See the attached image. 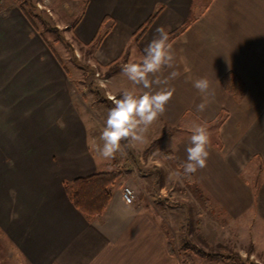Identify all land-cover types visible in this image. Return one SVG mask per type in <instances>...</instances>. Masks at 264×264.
Segmentation results:
<instances>
[{
  "label": "crops",
  "instance_id": "crops-1",
  "mask_svg": "<svg viewBox=\"0 0 264 264\" xmlns=\"http://www.w3.org/2000/svg\"><path fill=\"white\" fill-rule=\"evenodd\" d=\"M193 4L62 0L66 20H73L70 26L62 23L63 38L73 48L89 45L98 32L107 31L91 54L103 66L158 7L137 43L141 51L156 28L169 33L189 21L170 40L180 75L169 83L175 91L166 111L153 122L156 129L148 128L146 140L138 146L128 141L131 153L121 142L124 152L115 159L97 152L103 143L91 128H104L105 120L82 117L84 107L73 98L66 67L27 13L13 4L0 6V237L5 264H235L194 248L264 264V0H207L204 19L192 11ZM171 71L165 69L161 78ZM230 71L244 83L241 97L230 96L220 84ZM201 77L209 79L210 94L193 87ZM106 80L115 98L133 88L126 76L125 81ZM143 91L137 87V94ZM201 102L207 105L203 112L196 110ZM197 125L209 133V157L205 168L191 174L192 188L187 187L192 232L178 234L166 216L173 213L169 209L175 199L186 200L164 183L165 160L169 173L183 167ZM172 132L174 138L165 140ZM115 168L121 174L107 207L99 217L87 219L72 205L63 183ZM124 186L134 191L132 203L122 199ZM13 213L18 218L11 219Z\"/></svg>",
  "mask_w": 264,
  "mask_h": 264
},
{
  "label": "rangeland",
  "instance_id": "rangeland-1",
  "mask_svg": "<svg viewBox=\"0 0 264 264\" xmlns=\"http://www.w3.org/2000/svg\"><path fill=\"white\" fill-rule=\"evenodd\" d=\"M206 1L207 0H194L192 7V11H194L195 14L200 12L198 15H200L199 17L201 19H204L203 11ZM61 3L62 0H0V6L13 4L22 8L34 23L35 29L39 31L45 41H47L50 47L56 52L60 63L66 67L70 76L73 98L78 105L84 107V112L86 113L82 111V117L105 120L106 122L108 110L114 106L109 100L107 101L106 97L111 99L112 102V98L115 97L109 95V92L113 91L114 87L106 80V66L115 62L118 63L119 68L111 77L125 81V76L121 72L123 65L130 60L139 62L143 57V51H141L140 47L137 45L140 39L136 43L134 42L136 36L135 31L128 39L126 42L127 45L122 49L119 55L103 66L96 62L84 47L73 48L70 42L63 38L67 36V33L62 25L67 23L70 26L73 20H66V15L60 7ZM106 33V30L101 31L102 36ZM97 98H100V100L96 101ZM152 128L156 129V126H149V132L153 130ZM102 129L103 127L101 126L91 128L92 131H97L98 138H100ZM175 132L178 134L177 131ZM170 135L174 138L175 133L166 134L165 140L169 138ZM147 136V132L144 133L142 141L146 140ZM161 140V138L155 140L153 145H156L158 141L160 142ZM101 142L103 143L102 140ZM139 142L140 141H136V146H138ZM169 161L172 164L175 162L174 159H170ZM165 162L167 171L164 175V183L168 188L179 189L180 191L177 193L181 194L182 199L186 200V202H183V200L175 199V202L171 203L172 207L169 210H172L173 213L169 218L166 216L167 220L178 234L192 232V192L187 191V187L192 188V175H186L183 172V167L172 170L171 173H169L171 167L167 164V160H165ZM174 167L176 168L175 165ZM195 227L197 226L195 225ZM0 234H2L1 231ZM4 247L6 246L0 237V264H5L6 262L4 260ZM201 252L205 253L204 251Z\"/></svg>",
  "mask_w": 264,
  "mask_h": 264
},
{
  "label": "clouds",
  "instance_id": "clouds-1",
  "mask_svg": "<svg viewBox=\"0 0 264 264\" xmlns=\"http://www.w3.org/2000/svg\"><path fill=\"white\" fill-rule=\"evenodd\" d=\"M174 61L175 54L169 34L161 26L156 28L153 39L143 48L142 59L139 62L130 60L123 65L121 72L132 83L133 88L125 89L119 98H112L114 106L108 110L105 126L100 134L103 145L97 146L101 157L115 159L117 153L123 154L122 141H142L149 126L166 111L175 91L169 87V83L180 75L175 69ZM165 69L172 71L161 78L160 74ZM137 87L145 91L137 94ZM193 87L201 94H210V81L207 77L196 79ZM206 106L205 102H201L196 105V110L203 112ZM209 144L207 129L202 125L195 126L186 148L187 159L183 164L186 175L194 174L207 166ZM132 195V191L128 190L122 199L129 200ZM10 218L18 217L13 213Z\"/></svg>",
  "mask_w": 264,
  "mask_h": 264
},
{
  "label": "trees",
  "instance_id": "trees-1",
  "mask_svg": "<svg viewBox=\"0 0 264 264\" xmlns=\"http://www.w3.org/2000/svg\"><path fill=\"white\" fill-rule=\"evenodd\" d=\"M160 9L161 7H158L154 11V13H152L149 16V18L144 22V24L136 30L135 32L136 36L134 38L135 43L145 34L147 29L150 27L152 22L157 17ZM25 16L30 21L29 17L27 15ZM31 24L34 27L32 22ZM188 24L189 21L185 22L181 27L177 28L176 30L169 32L168 33L169 41L174 37H176L178 34H180L188 26ZM102 38L103 36L101 35V31H100L98 32V35L92 41L91 44L82 47H84L86 51L91 55L93 50L97 46H99ZM56 58L58 59L57 56ZM106 68H107V72L105 73V76H107L106 78H108L112 74H114L119 67H118V63L115 62L106 66ZM220 84L224 89V91L232 97H241L245 92V86L243 81L240 79V77L237 74H235L232 71L227 72L224 76L221 77ZM106 99L107 101L109 100L111 104H113L111 99L107 97ZM99 100L100 98H97L96 101ZM122 144L124 145L126 152L130 153L129 142L122 141ZM120 174H121L120 170L117 169L107 172H98L86 177L77 178L71 182H65L63 183V186L72 205L77 210H79L87 219L92 220L103 214L111 198L112 186L115 184ZM194 250L196 251V253L206 256L208 258L226 259L234 262L235 264H255L247 259H240L238 256H234V255L228 256V255L214 254V253L213 254L203 253L200 250H196L195 248Z\"/></svg>",
  "mask_w": 264,
  "mask_h": 264
},
{
  "label": "built area",
  "instance_id": "built-area-1",
  "mask_svg": "<svg viewBox=\"0 0 264 264\" xmlns=\"http://www.w3.org/2000/svg\"><path fill=\"white\" fill-rule=\"evenodd\" d=\"M128 190H131L132 193H133V195L129 197V200H124V201L127 202V203H132V202H133V199H134V196H135L134 191H133L132 188H130L129 186H124V187L122 188V196H123L124 194H126V192H127Z\"/></svg>",
  "mask_w": 264,
  "mask_h": 264
}]
</instances>
